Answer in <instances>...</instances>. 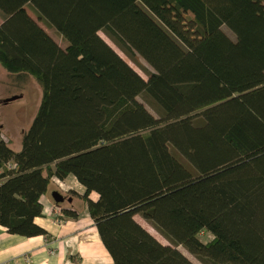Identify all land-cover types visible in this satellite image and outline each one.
Segmentation results:
<instances>
[{"label": "trees", "instance_id": "obj_1", "mask_svg": "<svg viewBox=\"0 0 264 264\" xmlns=\"http://www.w3.org/2000/svg\"><path fill=\"white\" fill-rule=\"evenodd\" d=\"M0 17L3 100L38 92L26 129L0 126L7 233L48 236L58 192L60 222L84 206L113 264H264V0H0ZM69 176L82 195L54 184Z\"/></svg>", "mask_w": 264, "mask_h": 264}, {"label": "crops", "instance_id": "obj_2", "mask_svg": "<svg viewBox=\"0 0 264 264\" xmlns=\"http://www.w3.org/2000/svg\"><path fill=\"white\" fill-rule=\"evenodd\" d=\"M74 180L69 176L65 181L55 180L54 184L62 192L74 190ZM67 201L72 202L70 198ZM43 204V216L35 222L48 236L11 235L0 226V264H113L84 206L80 205V218L60 222L51 192L43 198Z\"/></svg>", "mask_w": 264, "mask_h": 264}, {"label": "rangeland", "instance_id": "obj_3", "mask_svg": "<svg viewBox=\"0 0 264 264\" xmlns=\"http://www.w3.org/2000/svg\"><path fill=\"white\" fill-rule=\"evenodd\" d=\"M133 8L138 10L140 15L144 17L146 20L150 21L152 23V27L171 45L175 46L172 42L171 37L167 32L162 29V26L158 23V21L153 20V18H150L151 15L147 12L145 8L142 7L140 2H136L133 5ZM1 21V17H0ZM46 31V30H45ZM46 33L49 36H54L53 33L50 31H46ZM220 33H218V36L220 39L227 43L231 41L230 35L227 34L224 30H220ZM100 35L108 42V44L111 45V47L114 48V50L124 59L126 60L133 68H135L143 77H145V73L142 70V67H145L144 63L139 59L137 55H134L132 58H128L112 41H110L103 33H100ZM57 43L59 39H57L55 36L53 38ZM59 44V43H58ZM60 45V44H59ZM178 46V44L176 43ZM10 82V79L4 74V71L1 68L0 65V101L3 99L9 97L10 95L18 94V92L11 87L8 83ZM20 92V91H19ZM22 98L19 100H15L13 102L7 103L6 105L0 104V126H4V129L7 133L12 134L15 136L16 134H19L22 129H26L29 126V122L31 121V118L34 114V110L36 109V106L38 104V92L36 90V87L34 84L29 85L26 88H23L22 90ZM72 186V185H71ZM73 189L74 190H64L62 193L67 194L69 196H80L82 195L79 190L81 189L80 185L74 180L73 183ZM75 190H78L75 192ZM75 199V198H74ZM75 204L79 202L78 199L75 200ZM136 221L141 224L148 232H150L158 241H160L163 244H167V241L160 236L151 226V223L140 216H135ZM212 235L209 233H200L199 239L207 244L212 240ZM181 250H184L180 247H178ZM185 251V250H184ZM186 252V251H185ZM194 264H199V262L191 256L189 253L186 252L185 254Z\"/></svg>", "mask_w": 264, "mask_h": 264}, {"label": "water", "instance_id": "obj_4", "mask_svg": "<svg viewBox=\"0 0 264 264\" xmlns=\"http://www.w3.org/2000/svg\"><path fill=\"white\" fill-rule=\"evenodd\" d=\"M21 96H13L11 98H8L6 100H3L2 103L6 104V103H10V102H13L15 100H18L20 99ZM52 198L53 200L56 202V203H60V202H64L65 199L62 197V195H60L58 192H54L52 193Z\"/></svg>", "mask_w": 264, "mask_h": 264}, {"label": "built area", "instance_id": "obj_5", "mask_svg": "<svg viewBox=\"0 0 264 264\" xmlns=\"http://www.w3.org/2000/svg\"><path fill=\"white\" fill-rule=\"evenodd\" d=\"M57 223L59 224V221H57Z\"/></svg>", "mask_w": 264, "mask_h": 264}, {"label": "flooded vegetation", "instance_id": "obj_6", "mask_svg": "<svg viewBox=\"0 0 264 264\" xmlns=\"http://www.w3.org/2000/svg\"><path fill=\"white\" fill-rule=\"evenodd\" d=\"M67 200V199H66Z\"/></svg>", "mask_w": 264, "mask_h": 264}]
</instances>
